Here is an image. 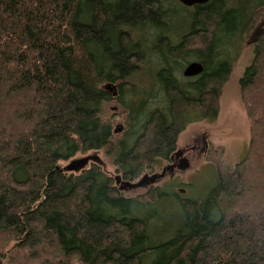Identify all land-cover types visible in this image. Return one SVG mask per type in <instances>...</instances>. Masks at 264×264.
<instances>
[{"label":"trees","instance_id":"1","mask_svg":"<svg viewBox=\"0 0 264 264\" xmlns=\"http://www.w3.org/2000/svg\"><path fill=\"white\" fill-rule=\"evenodd\" d=\"M262 25L264 0H0V264H264ZM244 45L245 155L223 173L210 148L216 184L202 202L173 189L176 230L152 245L163 189L126 197L102 164L61 163L102 152L124 181L155 175L190 124L217 118Z\"/></svg>","mask_w":264,"mask_h":264},{"label":"rangeland","instance_id":"2","mask_svg":"<svg viewBox=\"0 0 264 264\" xmlns=\"http://www.w3.org/2000/svg\"><path fill=\"white\" fill-rule=\"evenodd\" d=\"M262 27L264 28V25ZM231 52L236 60L234 61L228 82L221 89L220 108L217 118L213 122L200 121L190 124L179 136L177 142V146L181 148L185 144L190 143L196 135L204 133L205 141L208 142L211 148L218 146L224 148V158L219 169L223 173L232 171L236 164L243 159L250 137V121L241 101L239 80L253 59V50L251 46L244 45V47L233 48ZM113 106V104L106 105L103 116L104 118H111L115 127L119 126L122 121L115 114L117 111L111 110ZM87 155L98 157L102 162L105 172L109 175L114 174V167L111 166L102 152H92ZM206 156L207 154L205 153L197 155L194 157L191 167L187 171L176 173L174 179L165 176L155 184L156 187L163 189L167 196L164 197L166 201H161L157 204V209L160 215L163 216L161 217V223H164L163 226H159V229L156 230L157 232L155 231L156 234L151 240L152 245L165 242L171 236V233L176 230L172 222L173 217L170 216H174L182 206L181 201L173 196V189L178 193L181 189L187 190L186 196L190 201L202 202L206 199L211 188L216 184V171L206 161ZM82 157L84 156L77 155L67 162H62L61 165L65 167L71 161L82 159ZM165 165L164 163L162 167ZM157 172L160 173V169ZM182 183L183 185H181ZM143 194H146V191L142 188L135 192L124 193L126 197L141 196ZM143 207L142 213L146 217H152L153 213H157V210H154L152 206L145 205ZM167 210L168 212H166Z\"/></svg>","mask_w":264,"mask_h":264},{"label":"flooded vegetation","instance_id":"3","mask_svg":"<svg viewBox=\"0 0 264 264\" xmlns=\"http://www.w3.org/2000/svg\"><path fill=\"white\" fill-rule=\"evenodd\" d=\"M116 95H117V91H116V88H114V91H113V99H116ZM112 104L114 106H113V108H111V110L117 111V113L115 112V114H117V117L118 118H121V120H122L123 112L120 110V108H119L118 105H116L114 103H108V105H112ZM124 127L125 126L123 125V123H121L119 126L113 127V133L114 134H121L123 132V130L125 129ZM210 148L211 147L209 146L208 142L205 141V134L204 133L198 134V135H196L194 137V139L190 143L185 144L181 148L179 146H177L175 152L170 157V160L166 163V165H165L166 167L163 166L161 168H158V170L160 169V173H158V172H155L154 173L155 175L160 176L155 181L154 184L149 185V186H143V187L128 188V189L123 190V191H120V192H123V193L135 192L136 190L142 188V189H145L146 193H148L151 189H155L156 188L155 184L158 181H160L161 179H163L165 176H168L170 179H174L175 178L174 176H175L176 173L185 172V171H179L178 169H176L177 165H179V163H180V161L182 159H188L190 161V167H191V164H192V161H193L194 157H196L197 155H200L202 153L207 154L208 151L210 150ZM89 156H91V155H85L84 157H89ZM84 157H82V158H84ZM92 162L98 163V164H102V162L100 160H98V161H89L84 166V170H85V168H89V166H90V164ZM172 166L175 167V168L174 169H171L170 167H172ZM109 176H111V177L118 176V177H120V179H121L122 182L130 183V184H135V183H137L141 179V177H140L135 182H132V181H124L122 179L121 175H118L117 174L116 169H114V174L113 175H109ZM179 184H180V182H179ZM116 185H117V183L115 181V186ZM181 185H183V183ZM184 191H185V193L182 194V196H183L184 199H187V196H186L187 195V190H184Z\"/></svg>","mask_w":264,"mask_h":264},{"label":"water","instance_id":"4","mask_svg":"<svg viewBox=\"0 0 264 264\" xmlns=\"http://www.w3.org/2000/svg\"><path fill=\"white\" fill-rule=\"evenodd\" d=\"M182 5L185 7H194L197 5H204L207 4L210 0H178ZM203 71V67L201 64L193 62L189 64L185 70L183 75L187 78H192L200 75ZM99 158L96 156H89L84 157L79 160L71 161L67 166H65V171L68 172H76L82 169L89 161H98ZM171 169H174L175 167H170ZM190 168V161L188 159H182L177 165L176 169L179 171H187ZM160 176L152 175V176H143L137 183L130 184L126 182H122L120 177L116 176L114 179L119 187L120 191L126 190L128 188H136V187H143V186H149L155 183V181ZM181 194H184V190L179 191Z\"/></svg>","mask_w":264,"mask_h":264}]
</instances>
